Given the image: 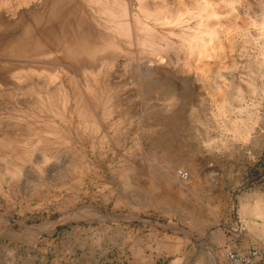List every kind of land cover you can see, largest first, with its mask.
<instances>
[{
  "label": "rangeland",
  "instance_id": "obj_1",
  "mask_svg": "<svg viewBox=\"0 0 264 264\" xmlns=\"http://www.w3.org/2000/svg\"><path fill=\"white\" fill-rule=\"evenodd\" d=\"M252 249L264 0H0V264Z\"/></svg>",
  "mask_w": 264,
  "mask_h": 264
},
{
  "label": "bare ground",
  "instance_id": "obj_2",
  "mask_svg": "<svg viewBox=\"0 0 264 264\" xmlns=\"http://www.w3.org/2000/svg\"><path fill=\"white\" fill-rule=\"evenodd\" d=\"M223 264H264V263L261 262V256L257 251V249H252V251L247 255L240 253H228L226 255V259L223 262Z\"/></svg>",
  "mask_w": 264,
  "mask_h": 264
}]
</instances>
